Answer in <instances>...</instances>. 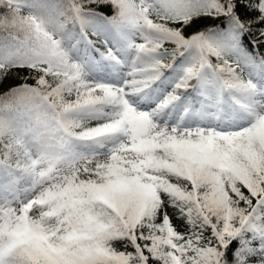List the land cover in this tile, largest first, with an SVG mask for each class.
I'll return each mask as SVG.
<instances>
[{"label":"snow or ice","instance_id":"obj_1","mask_svg":"<svg viewBox=\"0 0 264 264\" xmlns=\"http://www.w3.org/2000/svg\"><path fill=\"white\" fill-rule=\"evenodd\" d=\"M0 264H264V0H0Z\"/></svg>","mask_w":264,"mask_h":264}]
</instances>
